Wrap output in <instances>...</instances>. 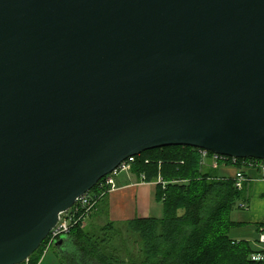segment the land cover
Here are the masks:
<instances>
[{
  "label": "water",
  "instance_id": "water-1",
  "mask_svg": "<svg viewBox=\"0 0 264 264\" xmlns=\"http://www.w3.org/2000/svg\"><path fill=\"white\" fill-rule=\"evenodd\" d=\"M175 145L264 159V0H0V264Z\"/></svg>",
  "mask_w": 264,
  "mask_h": 264
},
{
  "label": "trees",
  "instance_id": "trees-1",
  "mask_svg": "<svg viewBox=\"0 0 264 264\" xmlns=\"http://www.w3.org/2000/svg\"><path fill=\"white\" fill-rule=\"evenodd\" d=\"M212 155L208 151L203 157L201 149L188 145L158 147L136 155L131 172L140 177L144 174L147 182H157L156 198L163 204L164 216L108 221L97 229L78 223L67 234L68 247L59 254V264H264L251 258L259 249L256 242L230 235L240 224L231 219V212L237 200L247 195V186L244 183L238 188L234 178L219 177L205 163ZM244 159L237 158L235 164L229 157L218 165L242 168ZM100 181L92 192H100ZM105 191L98 205L106 198L108 187ZM123 227L138 243L137 252H127L124 260L113 244ZM258 228H264V223ZM45 247L46 240L28 263L20 264H38Z\"/></svg>",
  "mask_w": 264,
  "mask_h": 264
},
{
  "label": "crops",
  "instance_id": "crops-1",
  "mask_svg": "<svg viewBox=\"0 0 264 264\" xmlns=\"http://www.w3.org/2000/svg\"><path fill=\"white\" fill-rule=\"evenodd\" d=\"M205 163L212 165V160L206 159ZM213 168L216 169L219 177L226 178H234L236 172L243 169L248 178L245 181L247 195L237 200L231 212V219L240 223L231 229V231H237L235 236L231 235V237L257 242L260 232L258 226L264 223L263 174L256 168H240L234 164H221ZM116 184L117 187L107 193L106 198L100 201L97 209L88 217L86 227L97 229L108 221L121 223L136 217L162 218L164 216L163 204L156 198L157 182L143 181L140 176L130 172L116 179ZM67 247V235H64L62 240L59 238L51 247L57 255V264L60 263L59 254L64 253ZM46 252L38 264H48V262L45 263Z\"/></svg>",
  "mask_w": 264,
  "mask_h": 264
},
{
  "label": "built area",
  "instance_id": "built-area-1",
  "mask_svg": "<svg viewBox=\"0 0 264 264\" xmlns=\"http://www.w3.org/2000/svg\"><path fill=\"white\" fill-rule=\"evenodd\" d=\"M203 157L208 156V150L201 149ZM229 156L213 153L212 166H217L220 160L227 161ZM135 161V156H130L126 160L122 161L120 165L114 169L110 174L103 177V180L99 183V193L92 192V190L78 197L75 203L66 211L61 212L58 222L54 228L50 231L46 237V247L44 253L51 248L54 243L64 235H67L71 229L78 223L82 226H86V221L93 211L97 209L98 202L105 194V188L108 187V192L114 190L117 187L115 175L120 173H130L132 170V164ZM233 162L236 164L237 158L233 157ZM243 167H253L261 171L264 176V159L259 158H245L242 161ZM143 181H145L144 174L141 175ZM236 186L242 188L245 181L248 180L243 169H239L234 177ZM44 240V241H45ZM258 251L252 253L251 258L256 261H264V228L260 229L259 238L256 242ZM29 258L25 260L28 263Z\"/></svg>",
  "mask_w": 264,
  "mask_h": 264
},
{
  "label": "rangeland",
  "instance_id": "rangeland-1",
  "mask_svg": "<svg viewBox=\"0 0 264 264\" xmlns=\"http://www.w3.org/2000/svg\"><path fill=\"white\" fill-rule=\"evenodd\" d=\"M124 175H125V172L118 174V175H115V179L118 180L120 178V176H124ZM102 225H104V224H102ZM236 232L237 231L232 230L230 235H232L234 237ZM113 244H114V246H116L118 248L120 258L123 260L125 258H127V252H130V251L137 252V249H138L137 237L134 236L132 233H130L126 227H123L122 233L118 235L117 239L115 238V240H113ZM56 257H57V255H55L54 249L50 248L46 252L45 263L48 262V264L49 263L51 264V263L55 262L57 264Z\"/></svg>",
  "mask_w": 264,
  "mask_h": 264
}]
</instances>
